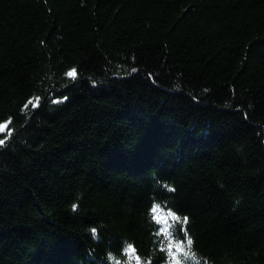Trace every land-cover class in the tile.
Masks as SVG:
<instances>
[{
  "label": "trees",
  "instance_id": "16d2710c",
  "mask_svg": "<svg viewBox=\"0 0 264 264\" xmlns=\"http://www.w3.org/2000/svg\"><path fill=\"white\" fill-rule=\"evenodd\" d=\"M0 124V264H264V0H0Z\"/></svg>",
  "mask_w": 264,
  "mask_h": 264
},
{
  "label": "snow or ice",
  "instance_id": "6c2138e0",
  "mask_svg": "<svg viewBox=\"0 0 264 264\" xmlns=\"http://www.w3.org/2000/svg\"><path fill=\"white\" fill-rule=\"evenodd\" d=\"M67 75L74 77V76L76 75L75 70H72L71 72L67 73ZM29 103H32V102L29 101ZM33 106H35V105H33ZM25 107H27V105H25ZM4 127H5L4 125L0 124V132H3V131H4ZM8 135L10 136V135H11V132H9ZM5 139H7V137L0 138V146H3V145H4V143H5ZM73 207L75 208V206H73ZM156 207H158V206H154L153 211L156 210ZM168 215H169V216H172L173 219H174V221L180 222V218L175 217V215H174L173 213L169 212ZM187 219H188L187 217H184L183 220H182V222H181V224H183V223H187ZM157 223H160V221L158 220ZM171 227H173V226H172V225H169V226H167V227H165V228L160 229V233H163V234H165V235H169V234H171V235L173 236V238H176L174 232H173V233H169V228H171ZM179 231L184 232L185 230H184L183 227L181 226L180 229H179ZM93 232L95 233V229H93ZM185 242H186L187 245H189V246H191V244H192L191 239L185 237L183 240H179V242H178L177 245H176V250H177V251H183V249H182V245H183ZM171 249H172V244L169 243V245H168V251L171 252ZM161 250H164V249H161ZM125 251L134 252L135 250L132 249V247L129 245L128 248H127ZM188 252H190V247H189V249H188ZM188 252H185V258H186V259H191V258H193V257H190V256L188 255Z\"/></svg>",
  "mask_w": 264,
  "mask_h": 264
}]
</instances>
